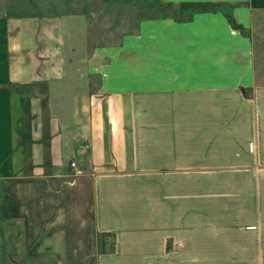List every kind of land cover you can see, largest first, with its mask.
Masks as SVG:
<instances>
[{
    "label": "crops",
    "instance_id": "0c3cea01",
    "mask_svg": "<svg viewBox=\"0 0 264 264\" xmlns=\"http://www.w3.org/2000/svg\"><path fill=\"white\" fill-rule=\"evenodd\" d=\"M160 1L93 43L83 14L0 15V216L32 255L264 264V0Z\"/></svg>",
    "mask_w": 264,
    "mask_h": 264
},
{
    "label": "rangeland",
    "instance_id": "374dc122",
    "mask_svg": "<svg viewBox=\"0 0 264 264\" xmlns=\"http://www.w3.org/2000/svg\"><path fill=\"white\" fill-rule=\"evenodd\" d=\"M172 10L163 6L160 0H0V15L5 16L61 12L83 14L86 36L91 38V43L95 37L97 42L115 39V35L118 37L133 31L140 18ZM258 72L264 77V71ZM0 220L4 219L0 217ZM189 227L182 225L183 234L176 239L182 251L187 236L201 239L207 232L204 224L199 223L197 229ZM95 238L96 242L98 238L99 244L107 243V246H100V251L104 249L103 252H111L115 249L116 237L113 232L95 230ZM173 242V235L167 234V254L173 252L170 245ZM0 248L4 257V261L0 259V264H64L55 256L32 255L25 244L24 225L15 220H4L3 225H0Z\"/></svg>",
    "mask_w": 264,
    "mask_h": 264
},
{
    "label": "trees",
    "instance_id": "16d2710c",
    "mask_svg": "<svg viewBox=\"0 0 264 264\" xmlns=\"http://www.w3.org/2000/svg\"><path fill=\"white\" fill-rule=\"evenodd\" d=\"M161 2L163 4V6H167V7H170L171 9H173L172 10L173 12H176L179 8H181V7H176V6H174V5L170 4V3H166V2H163V1H161ZM186 6L187 7L197 6V7H202V8H207V7L213 8V7H216L215 4H211V3L210 4H208V3L207 4H203V3H187ZM231 19L235 23V21H234V19L232 17H231Z\"/></svg>",
    "mask_w": 264,
    "mask_h": 264
},
{
    "label": "built area",
    "instance_id": "2783aa9c",
    "mask_svg": "<svg viewBox=\"0 0 264 264\" xmlns=\"http://www.w3.org/2000/svg\"><path fill=\"white\" fill-rule=\"evenodd\" d=\"M70 164H71V166H73V167L76 166V162H75V161H71Z\"/></svg>",
    "mask_w": 264,
    "mask_h": 264
}]
</instances>
